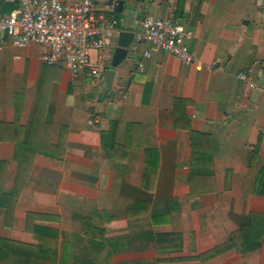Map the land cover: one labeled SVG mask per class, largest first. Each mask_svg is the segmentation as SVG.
<instances>
[{
	"label": "crops",
	"instance_id": "1",
	"mask_svg": "<svg viewBox=\"0 0 264 264\" xmlns=\"http://www.w3.org/2000/svg\"><path fill=\"white\" fill-rule=\"evenodd\" d=\"M93 1L118 20L100 79L0 31V264H264V0ZM149 13L196 63L145 56Z\"/></svg>",
	"mask_w": 264,
	"mask_h": 264
},
{
	"label": "built area",
	"instance_id": "2",
	"mask_svg": "<svg viewBox=\"0 0 264 264\" xmlns=\"http://www.w3.org/2000/svg\"><path fill=\"white\" fill-rule=\"evenodd\" d=\"M9 13L0 10V31L11 42L23 47L32 43L43 48L41 60L48 65L63 64L76 75L89 69L96 79L103 78V68L93 62L92 52L111 44L118 20L107 18L96 10L93 0H17ZM146 30L140 36L149 44L145 56L165 51L177 55L188 64L196 63L189 41L192 29L173 18L153 13L145 17ZM239 78L256 86L254 67L239 73Z\"/></svg>",
	"mask_w": 264,
	"mask_h": 264
},
{
	"label": "water",
	"instance_id": "3",
	"mask_svg": "<svg viewBox=\"0 0 264 264\" xmlns=\"http://www.w3.org/2000/svg\"><path fill=\"white\" fill-rule=\"evenodd\" d=\"M110 3L114 1L110 0ZM115 9L122 10L123 0H117L115 2ZM136 33L131 30H121L118 37L117 46L114 51V55L111 62V68H107L105 72V81L111 85L115 78L114 67L118 66L123 60H125L130 52V45L135 38Z\"/></svg>",
	"mask_w": 264,
	"mask_h": 264
},
{
	"label": "trees",
	"instance_id": "4",
	"mask_svg": "<svg viewBox=\"0 0 264 264\" xmlns=\"http://www.w3.org/2000/svg\"><path fill=\"white\" fill-rule=\"evenodd\" d=\"M18 5L17 0L5 1L0 0V10L4 13H9L12 9H14Z\"/></svg>",
	"mask_w": 264,
	"mask_h": 264
}]
</instances>
